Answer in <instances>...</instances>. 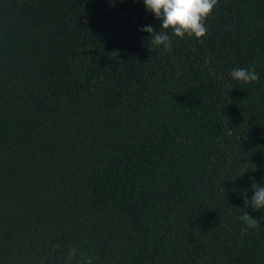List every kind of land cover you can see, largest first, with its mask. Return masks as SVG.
Wrapping results in <instances>:
<instances>
[{
	"label": "trees",
	"instance_id": "1",
	"mask_svg": "<svg viewBox=\"0 0 264 264\" xmlns=\"http://www.w3.org/2000/svg\"><path fill=\"white\" fill-rule=\"evenodd\" d=\"M149 25L142 0H0V264H264V210L241 220L264 185V0H218L170 51Z\"/></svg>",
	"mask_w": 264,
	"mask_h": 264
},
{
	"label": "clouds",
	"instance_id": "2",
	"mask_svg": "<svg viewBox=\"0 0 264 264\" xmlns=\"http://www.w3.org/2000/svg\"><path fill=\"white\" fill-rule=\"evenodd\" d=\"M142 2L146 10L160 21V29H163V31H160V29L155 31L150 25L143 26L139 30L150 34L148 44L156 47L163 46L169 51L172 48L173 36L181 39L185 36L194 37L203 43V38L208 33L206 21L213 15V11L218 4V0H142ZM230 75L234 80L244 84L259 81L255 69L235 68ZM251 190L254 193L251 200L248 199L247 190L242 193L245 209L244 214L241 215V220L246 224L242 231L260 226L259 222L247 213L249 204H251L253 210H264V185L258 186L253 182ZM75 251V249L70 251L69 260L75 255ZM84 264H91V258L84 260Z\"/></svg>",
	"mask_w": 264,
	"mask_h": 264
}]
</instances>
